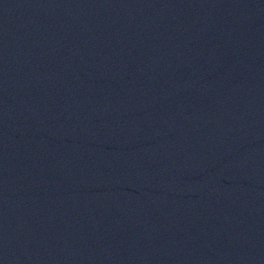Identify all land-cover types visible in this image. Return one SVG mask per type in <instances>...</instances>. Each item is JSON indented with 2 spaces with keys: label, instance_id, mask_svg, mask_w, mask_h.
<instances>
[{
  "label": "water",
  "instance_id": "obj_1",
  "mask_svg": "<svg viewBox=\"0 0 264 264\" xmlns=\"http://www.w3.org/2000/svg\"><path fill=\"white\" fill-rule=\"evenodd\" d=\"M0 264H264V0H0Z\"/></svg>",
  "mask_w": 264,
  "mask_h": 264
}]
</instances>
